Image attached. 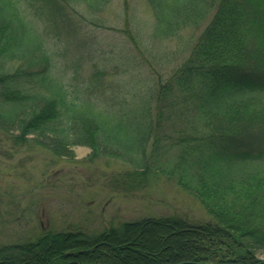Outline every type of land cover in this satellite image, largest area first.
<instances>
[{"label": "trees", "instance_id": "trees-1", "mask_svg": "<svg viewBox=\"0 0 264 264\" xmlns=\"http://www.w3.org/2000/svg\"><path fill=\"white\" fill-rule=\"evenodd\" d=\"M86 1L97 8L108 2ZM66 2L0 0V131L59 157L73 158L75 145L88 146L93 156L103 150L128 157L133 168L113 179L125 190L150 184L166 169L159 156L176 147L166 173L211 218L146 216L97 234L47 230L0 245V264L258 261L264 250V0H148L163 36L199 27L211 15L172 72L115 106L93 94L90 83L70 89L58 73L46 41L50 18L64 20ZM251 42L255 54L245 67ZM128 116L134 131L122 132Z\"/></svg>", "mask_w": 264, "mask_h": 264}, {"label": "rangeland", "instance_id": "rangeland-1", "mask_svg": "<svg viewBox=\"0 0 264 264\" xmlns=\"http://www.w3.org/2000/svg\"><path fill=\"white\" fill-rule=\"evenodd\" d=\"M210 15L199 27L186 25L163 36L155 31L148 0H108L100 8L86 0H67L64 20H49L46 46L70 89L90 83L93 94L115 106L172 72ZM247 47L249 59L241 61L245 67L255 54L252 42ZM127 120L121 131L133 132L132 116ZM175 148L159 156L166 169L150 184L125 190L113 179L133 168L128 157L103 150L93 156L86 145H75L73 158L59 157L31 142H14L0 131V245L34 240L47 230L79 228L97 234L146 216L209 220L200 201L166 173L175 162ZM257 257L264 258V250Z\"/></svg>", "mask_w": 264, "mask_h": 264}, {"label": "water", "instance_id": "water-1", "mask_svg": "<svg viewBox=\"0 0 264 264\" xmlns=\"http://www.w3.org/2000/svg\"><path fill=\"white\" fill-rule=\"evenodd\" d=\"M171 264H220V263H214V262H207V261H193V260H184V261H179ZM253 264H264V258L256 261Z\"/></svg>", "mask_w": 264, "mask_h": 264}, {"label": "bare ground", "instance_id": "bare-ground-1", "mask_svg": "<svg viewBox=\"0 0 264 264\" xmlns=\"http://www.w3.org/2000/svg\"><path fill=\"white\" fill-rule=\"evenodd\" d=\"M16 243V242H15ZM9 244H11V243H9Z\"/></svg>", "mask_w": 264, "mask_h": 264}]
</instances>
